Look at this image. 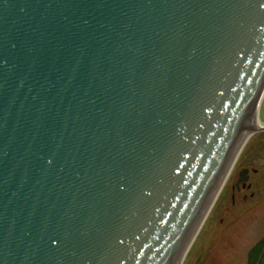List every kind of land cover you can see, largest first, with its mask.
<instances>
[{
	"label": "water",
	"instance_id": "water-1",
	"mask_svg": "<svg viewBox=\"0 0 264 264\" xmlns=\"http://www.w3.org/2000/svg\"><path fill=\"white\" fill-rule=\"evenodd\" d=\"M263 99L264 0H0V264H178Z\"/></svg>",
	"mask_w": 264,
	"mask_h": 264
},
{
	"label": "rangeland",
	"instance_id": "rangeland-1",
	"mask_svg": "<svg viewBox=\"0 0 264 264\" xmlns=\"http://www.w3.org/2000/svg\"><path fill=\"white\" fill-rule=\"evenodd\" d=\"M259 120L261 127H258V132L245 146L232 177L200 226L181 264L249 263L247 247L264 235V198L263 203L255 204L257 217L253 220L245 213V203L231 208V192L243 167L256 170L252 182L264 186V99L259 110ZM238 209H242L241 212H237ZM261 261L264 263V255Z\"/></svg>",
	"mask_w": 264,
	"mask_h": 264
},
{
	"label": "flooded vegetation",
	"instance_id": "flooded-vegetation-1",
	"mask_svg": "<svg viewBox=\"0 0 264 264\" xmlns=\"http://www.w3.org/2000/svg\"><path fill=\"white\" fill-rule=\"evenodd\" d=\"M244 169H250L249 173L244 175V177H247V181L238 183L241 172ZM253 173H257V171L249 167H243V169L239 171V178H237L236 182L232 185L231 208H236L238 204L245 203V213L247 212L251 216V219L255 220L257 217V214H255V204L260 205L263 203L264 186L254 185L252 182ZM241 210L242 209H238L237 212H241ZM246 254L250 258L248 264H264L261 261L264 255V235L250 243L249 247H247Z\"/></svg>",
	"mask_w": 264,
	"mask_h": 264
},
{
	"label": "bare ground",
	"instance_id": "bare-ground-1",
	"mask_svg": "<svg viewBox=\"0 0 264 264\" xmlns=\"http://www.w3.org/2000/svg\"><path fill=\"white\" fill-rule=\"evenodd\" d=\"M255 124H256L257 128H258V127L260 128L262 123L260 122V120H257V119H256ZM259 128H258V129H259ZM246 138H247V135L244 137V139H243V141H242V143H241V145H240L238 151L236 152V154H235V156H234V158H233V160H232V162H231V164H230V166H229V168H228V170H227V172H226V174H225L223 180L221 181V183H220V185H219V187H218V189H217V191H216V193H215V195H214V197H213L211 203L209 204V206H208V208H207V210H206V212H205V214H204V216H203V218H202V220H201L199 226L197 227V229H196V231H195V233H194V235H193V237H192V239H191V241H190L188 247L186 248V250H185V252H184V254H183V256H182V258L180 259V261H179L178 264H181V263L183 262L184 257H185V255H186V253H187V251H188V249H189V247H190L192 241L194 240L196 234L198 233V230H199L200 226H202V224H203L204 220L206 219L208 213H209L210 210L212 209L214 203L216 202V200L218 199L220 193L222 192L223 188L225 187L226 183H227L228 180L230 179V177H231V175H232V173H233V171H234V169H235L236 163H237V161H238V159H239L240 153H241V151H242V149H243V146H244V144H245V142H246V140H245Z\"/></svg>",
	"mask_w": 264,
	"mask_h": 264
}]
</instances>
